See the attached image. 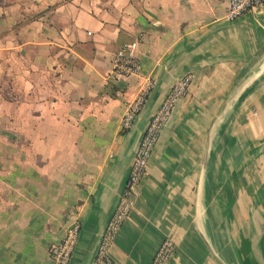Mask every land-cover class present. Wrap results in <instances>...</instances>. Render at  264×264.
Listing matches in <instances>:
<instances>
[{
	"label": "crops",
	"instance_id": "obj_1",
	"mask_svg": "<svg viewBox=\"0 0 264 264\" xmlns=\"http://www.w3.org/2000/svg\"><path fill=\"white\" fill-rule=\"evenodd\" d=\"M226 13V0H0V264H54L72 219L68 264L93 263L140 136L186 75L100 264H149L164 237L168 264H218L252 228L261 240L264 3ZM133 41L138 72L122 77L112 57Z\"/></svg>",
	"mask_w": 264,
	"mask_h": 264
},
{
	"label": "built area",
	"instance_id": "obj_2",
	"mask_svg": "<svg viewBox=\"0 0 264 264\" xmlns=\"http://www.w3.org/2000/svg\"><path fill=\"white\" fill-rule=\"evenodd\" d=\"M226 1V18L228 20H233L246 11H257L264 3V0ZM136 44L137 41L125 44L113 55L112 66L118 75L128 77L138 72L139 65L134 54ZM190 81L191 78L189 75H186L178 80L172 86L166 99H164L158 110L151 116L145 126L134 152L133 160L122 194L115 205L111 217L106 222L96 245L92 264L109 262L108 249L114 243L116 235L131 208L134 188L146 173L147 162L157 143L160 127L168 116L176 99L183 95L188 89ZM141 103L142 100L139 99L125 108V113L121 121L122 128L126 129L130 126L135 114L140 108ZM79 229V220L72 219V221L65 226L62 238L58 242L49 245V256L54 264L69 263L76 246ZM174 248L172 239L170 237H164L155 250L149 264H168L174 253Z\"/></svg>",
	"mask_w": 264,
	"mask_h": 264
},
{
	"label": "rangeland",
	"instance_id": "obj_3",
	"mask_svg": "<svg viewBox=\"0 0 264 264\" xmlns=\"http://www.w3.org/2000/svg\"><path fill=\"white\" fill-rule=\"evenodd\" d=\"M251 230H252V242L250 244H244L240 242V240H238V242L233 245L232 253L229 254L231 256V259L229 261L224 260L223 258L222 259L219 258L214 253L215 259L219 260V261L217 260V263L218 264H264V232L263 235L261 236V240H259L258 239L259 237L255 233L257 229L252 228ZM241 231L243 235H246L243 229H241Z\"/></svg>",
	"mask_w": 264,
	"mask_h": 264
},
{
	"label": "water",
	"instance_id": "obj_4",
	"mask_svg": "<svg viewBox=\"0 0 264 264\" xmlns=\"http://www.w3.org/2000/svg\"><path fill=\"white\" fill-rule=\"evenodd\" d=\"M218 260V259H217ZM219 261V260H218Z\"/></svg>",
	"mask_w": 264,
	"mask_h": 264
}]
</instances>
